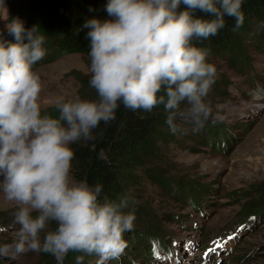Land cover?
<instances>
[{
  "label": "clouds",
  "instance_id": "1",
  "mask_svg": "<svg viewBox=\"0 0 264 264\" xmlns=\"http://www.w3.org/2000/svg\"><path fill=\"white\" fill-rule=\"evenodd\" d=\"M242 2L108 0L107 19L82 25L96 97H58L55 117L42 110L44 82L34 67L47 55L46 36L19 18L7 24L13 39L0 37V191L17 208V230L0 255L41 252L56 264L70 252L120 259L136 219L126 210L135 201L128 194L102 196L101 184L76 179L71 145L95 139L93 131L114 120L121 104L144 112L162 105L172 134L180 131L178 119L202 128L217 69L208 62L210 50L192 41L217 35L226 16L235 19L233 30L240 28ZM82 260L77 256L76 264Z\"/></svg>",
  "mask_w": 264,
  "mask_h": 264
},
{
  "label": "rangeland",
  "instance_id": "2",
  "mask_svg": "<svg viewBox=\"0 0 264 264\" xmlns=\"http://www.w3.org/2000/svg\"><path fill=\"white\" fill-rule=\"evenodd\" d=\"M4 1L0 0V33L8 24ZM242 37L243 54L248 52L253 68L246 75L236 68L239 63L236 59L234 63L232 56L208 57L217 69L215 83L206 98L209 118L199 130H194L190 122L180 120L183 128L173 134L174 139L164 149L166 174L192 187L198 185L199 205L191 209L185 202L171 200L170 192L156 183L147 184L139 197L140 202L160 217V236L167 228L193 247V252L189 247L186 253L182 252L181 264H264V213L257 210V215L249 219L242 214L245 205L257 198L259 192L264 194V49L261 50L264 43L253 34ZM36 70L44 82L41 93L44 112L55 108L54 101L58 97L78 96L75 73L88 72L80 54L65 55ZM186 107L188 105H181V109ZM16 210L15 204L7 201L0 191V224L8 225L6 229L0 228V246L15 239ZM172 211L182 217L181 221H165L166 215L173 217ZM146 227L143 225L139 231L134 224L133 229L124 234L127 248L119 260L79 252L71 259L70 252L64 264H76V257L81 255L82 264H160L155 260L151 262L146 247L137 249L136 244L130 242L135 230L142 235ZM233 232L236 236L226 241L224 247H215L206 253L218 237ZM182 247L185 248V244ZM46 256L32 251L15 259L11 254L0 255V264H56L54 257L47 259Z\"/></svg>",
  "mask_w": 264,
  "mask_h": 264
},
{
  "label": "trees",
  "instance_id": "3",
  "mask_svg": "<svg viewBox=\"0 0 264 264\" xmlns=\"http://www.w3.org/2000/svg\"><path fill=\"white\" fill-rule=\"evenodd\" d=\"M107 2L108 0H5L4 8L8 23L19 18L24 22L25 28L38 25L41 33L46 36L47 55L34 66L35 69L68 54L83 56L88 72L75 73L79 84L78 96L94 99L95 90L89 85L91 74L89 40L86 39L88 29H82V25L91 18L107 19L105 10ZM241 10L244 22L240 28L233 30L235 19L226 16L225 27L217 35L192 41L197 47L209 49V57L232 56L234 63L235 59L239 63L236 68L240 72L243 66L252 67L253 63L248 52L243 54L242 36L253 34L260 37L264 43V0H243ZM196 15L204 14L197 12ZM0 37L6 40L13 39L7 28L0 33ZM208 62L211 63L209 58ZM46 113L54 117L58 115L55 108ZM166 115L162 105L152 112H144L130 110L121 104L114 120L107 125L101 122L93 131L95 139H81L71 145L75 151L72 164L76 179H86L90 185L101 184L102 196L115 199L128 194L135 201L126 211H134L136 216L134 224L138 226L137 230L141 231L143 225H147L142 235L135 230L131 238V244H136L137 249L139 246L150 249V235L162 230L158 221L161 220L160 217L155 216L150 208L139 200L147 184L156 183L165 187L172 196L171 200L180 203H184V196L190 189L194 196L191 201L192 207L197 208L200 203L198 185L193 188L187 182H179L166 174L164 149L174 139L165 122ZM176 122L180 126V119ZM182 128L180 126V131ZM101 150L104 158L99 155ZM259 193L258 197L252 199L243 209L242 214L247 218L255 217L257 210L264 213L262 199L264 194ZM165 221L174 222L175 218L166 215ZM137 234L140 238L136 237ZM175 241L182 242L180 238H176ZM75 254L76 252H72L71 259ZM46 255L47 259L53 258Z\"/></svg>",
  "mask_w": 264,
  "mask_h": 264
},
{
  "label": "bare ground",
  "instance_id": "4",
  "mask_svg": "<svg viewBox=\"0 0 264 264\" xmlns=\"http://www.w3.org/2000/svg\"><path fill=\"white\" fill-rule=\"evenodd\" d=\"M248 113H249V112H248ZM236 140H237V139H236ZM237 141H238V140H237ZM215 239H216V238H215ZM189 251H190V252H193V247H192V246L189 247Z\"/></svg>",
  "mask_w": 264,
  "mask_h": 264
},
{
  "label": "snow or ice",
  "instance_id": "5",
  "mask_svg": "<svg viewBox=\"0 0 264 264\" xmlns=\"http://www.w3.org/2000/svg\"><path fill=\"white\" fill-rule=\"evenodd\" d=\"M153 250H154V254H156V253H155V246H154V249H153Z\"/></svg>",
  "mask_w": 264,
  "mask_h": 264
}]
</instances>
